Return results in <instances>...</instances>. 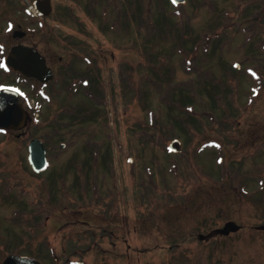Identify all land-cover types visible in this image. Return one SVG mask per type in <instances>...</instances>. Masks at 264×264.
<instances>
[{"label":"rangeland","instance_id":"374dc122","mask_svg":"<svg viewBox=\"0 0 264 264\" xmlns=\"http://www.w3.org/2000/svg\"><path fill=\"white\" fill-rule=\"evenodd\" d=\"M30 1L0 0V17L14 19L28 33L25 41L45 56L55 79L42 90L28 84L32 123L23 137L0 134V264L10 253L36 256L44 264H264V231L255 228L264 224V198L252 193L257 186L247 179L264 171V162L248 158L253 151L248 139L264 136V49L259 48L264 13H258L264 12V0H213L214 8L188 0L163 11L157 0H51L53 12L42 19L18 12ZM146 4L148 15L139 14ZM223 10L244 20L242 26L257 24L251 33H232L233 28L221 36L225 68L214 47L206 54L211 59H201L198 51L193 60L214 78L229 73L232 63L241 65L231 85L237 94L232 101L229 96L226 108L233 127L241 124L230 139L229 127L222 128L224 104L207 98L204 81L195 79V71L186 73L182 54L176 53L177 47L190 46L192 35L198 39L212 29L216 17L221 21ZM139 17L169 30L176 21L180 32L190 26V38L180 42L164 33V42L146 45L148 29L137 28ZM248 35L253 40L245 46ZM143 46L164 61L162 78L139 67ZM254 66L263 83L251 101ZM80 77L91 81L82 86ZM181 86L194 93L198 113L205 108L215 114L214 123L170 103L180 102L172 95ZM221 88L228 93L225 84ZM89 90L97 94L93 101L82 95H92ZM95 97H103L105 105L96 107ZM87 112L90 119L83 117ZM34 137L48 149L50 168L40 175L26 162V144ZM174 138L181 141L177 154L167 151ZM116 192L118 211L112 213ZM228 220L242 228L199 239Z\"/></svg>","mask_w":264,"mask_h":264},{"label":"water","instance_id":"95a60500","mask_svg":"<svg viewBox=\"0 0 264 264\" xmlns=\"http://www.w3.org/2000/svg\"><path fill=\"white\" fill-rule=\"evenodd\" d=\"M172 1L175 3H181L184 2L185 0H172ZM34 4L36 10L40 14L46 15L49 14L51 11L50 0H36ZM26 50H27L28 60L33 61L34 63H29L21 67L19 65L18 66L15 65V67L20 69L21 71L26 72L29 75H35L38 78H42V76H45L44 78L46 79L51 78L50 69L45 66L44 59L39 57L37 51L30 47L26 48ZM10 60H12V58H10ZM3 98L4 96L1 95L0 96V126L19 128L25 119L26 116L25 113H23L19 109L16 99L12 98L10 100L6 97V100L4 101ZM169 149L173 151H179L180 150L179 141L174 140L173 142H171ZM29 161L35 171H40L45 168L46 165L45 147L43 142L40 141L39 139H32L30 141ZM238 229H239V225H237L234 221H228L224 224L222 228L214 229L210 233V235L212 234L227 235L232 231H237ZM204 237H205L204 235H199L200 239H203ZM3 264H41V263L36 261L35 259H30L27 257H21L17 255H10L4 260Z\"/></svg>","mask_w":264,"mask_h":264},{"label":"trees","instance_id":"16d2710c","mask_svg":"<svg viewBox=\"0 0 264 264\" xmlns=\"http://www.w3.org/2000/svg\"><path fill=\"white\" fill-rule=\"evenodd\" d=\"M157 3L159 4L158 8L162 9L159 11H163L164 8H167L169 6L168 0H157ZM147 6H148V4H146L145 7H143L144 9L142 8V11L140 8L139 14L142 12L143 14L148 15L147 14V12H148ZM122 11H123V9H122ZM141 20H142V18L140 19V17H139L138 21L136 20V23H137L138 29L141 27L140 25L146 26V28L148 29L147 37H145V41H143V43H145L146 45L148 43H151V42H164L162 40V35L164 33H167L166 35L170 34L172 39H175V40L180 41V42H188L187 39L190 38V33H189V32H191V29L189 28L190 26H187V25L182 26L181 32H180V29L177 31V27L174 25V22L176 24V21H172L173 24H171V26H170L171 29L169 30L165 26L157 25L155 21H150L148 19H144V21H141ZM186 31H187V33H186ZM179 32H180V37H178ZM187 34L189 35V37L187 36ZM192 36H193L192 42H189L190 46L188 47L187 45H184V46L181 45L180 47L176 48V53L180 52L181 49H186L189 51H195L198 46H200L203 42H205L207 40L205 35H200V33L198 35V39H194V35H192ZM162 47H164V46H162ZM162 47L159 49L158 52L163 51ZM142 51L144 53H143L142 57L140 58L141 61L139 63V67H142V69L144 68L145 70L152 69L153 70L152 73L155 75L156 78H162L164 72L167 70V67L164 65V61L161 59L156 60L154 58L155 56H153L151 53L147 52V46H145V47L143 46ZM168 71H169V68H168ZM119 74L121 77L124 76L122 70L119 71ZM219 86L220 85H218L217 83L211 84V87H214L215 89L217 88L218 104H220V105L224 104L225 108H224L223 112L227 111V113L223 114L224 115L223 116L224 118H222L223 122L230 121V113L228 110H226L229 103H228V100H227L225 94L220 92ZM174 90H178V93H175ZM205 90L207 92L208 97L215 102V97H217V95L214 96L215 90L210 91L206 87H205ZM173 92H174V95H172V96H178L180 98L179 99L180 102H178V101L173 102V100H169L170 103H173L172 105L177 106L181 111H183V113H185V114H187L193 118L195 117L196 114H198L199 116L202 114V111H200L198 113L194 109L193 98H192L193 95L191 93H189V91H185V89L181 86V87H178L176 89L174 88ZM175 103H176V105H175ZM171 109L172 108H170V110ZM87 115L90 116V112H87L83 117L88 118ZM88 119H90V118H88ZM154 205L156 208L158 206L157 202Z\"/></svg>","mask_w":264,"mask_h":264},{"label":"flooded vegetation","instance_id":"af4514ba","mask_svg":"<svg viewBox=\"0 0 264 264\" xmlns=\"http://www.w3.org/2000/svg\"><path fill=\"white\" fill-rule=\"evenodd\" d=\"M18 12L23 14L22 10H18ZM23 15L25 18H27V16L25 14H23ZM0 19H2L4 21V27L0 28V75H3L4 81H0V85L1 86L16 85L21 90H26L27 84H28V79H32V78H28L27 76H25L22 73H19L17 71H13L11 68H9L7 66L8 64L6 63V59H7L9 52L11 51V49L14 46H18V45L28 46V45H33V44L29 41H25L24 38H26L27 34H28L26 31H25L26 32L25 34L16 35V36L9 33L15 29H21L19 23H16V21L14 19H11L8 17H2V16L0 17ZM8 24L13 25V28L10 31H9V29H6ZM10 36H12V37L10 38ZM12 40H16V42L11 43ZM21 56H22V58H24V60L21 59L20 64H26L27 63L26 54L21 55ZM12 74L14 75V78L11 77V76H13ZM259 76L263 77V74H259ZM2 82H5V83H2ZM19 101L23 107H25V108L27 107V102H26L25 97L20 98ZM240 124H241V122L238 121L236 123V127H233V125H235V123H230L228 126H226V127H229V130H227L228 139L235 136L234 134H236L237 127ZM0 131L1 132H3V131L10 132L16 139L22 138L23 135L25 134L24 129L18 130V131H12L11 129L0 130ZM221 134L223 135L224 133L220 132V135ZM7 135H9V133ZM248 141H249L248 146L250 148H253V151H252V153H250L248 155V158L249 159L255 158V159H258L260 162H264V136L263 137L261 136L259 138L257 137L254 139H248ZM254 146H255V148H254ZM26 149H27V145H26ZM247 179H250L251 184L257 186L256 188L254 187V189H253L254 191L252 193L255 194L256 197L259 196V197L264 198V171H262L261 173H259L257 175L255 174L253 176H251L249 174L247 176ZM243 184H244V185H242L243 188L245 187V189H246L245 183H243Z\"/></svg>","mask_w":264,"mask_h":264}]
</instances>
